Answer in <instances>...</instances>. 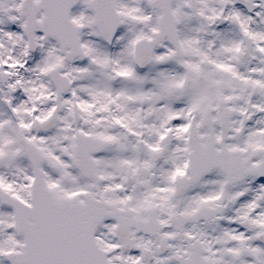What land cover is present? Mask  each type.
Wrapping results in <instances>:
<instances>
[{
  "label": "snow or ice",
  "instance_id": "1",
  "mask_svg": "<svg viewBox=\"0 0 264 264\" xmlns=\"http://www.w3.org/2000/svg\"><path fill=\"white\" fill-rule=\"evenodd\" d=\"M0 264H264V0H0Z\"/></svg>",
  "mask_w": 264,
  "mask_h": 264
}]
</instances>
